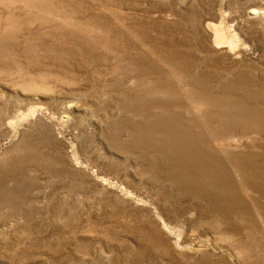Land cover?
<instances>
[{
    "label": "rangeland",
    "instance_id": "rangeland-1",
    "mask_svg": "<svg viewBox=\"0 0 264 264\" xmlns=\"http://www.w3.org/2000/svg\"><path fill=\"white\" fill-rule=\"evenodd\" d=\"M0 264H264V0H0Z\"/></svg>",
    "mask_w": 264,
    "mask_h": 264
},
{
    "label": "bare ground",
    "instance_id": "bare-ground-1",
    "mask_svg": "<svg viewBox=\"0 0 264 264\" xmlns=\"http://www.w3.org/2000/svg\"><path fill=\"white\" fill-rule=\"evenodd\" d=\"M251 13L252 14H255V11H251ZM254 17V16H253ZM253 19V18H252ZM212 33V32H211ZM208 34H210V33H208ZM214 37V36H213ZM216 42V41H215ZM211 44V43H210ZM217 45V44H216ZM212 47V46H211ZM217 48V47H216ZM215 49V48H214ZM220 53V52H219ZM224 53V52H223ZM226 55H228V54H226ZM226 57V56H225Z\"/></svg>",
    "mask_w": 264,
    "mask_h": 264
}]
</instances>
